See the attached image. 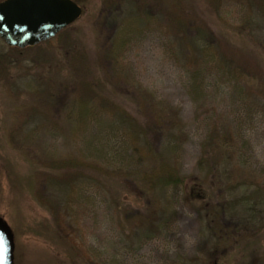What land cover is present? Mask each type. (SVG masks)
Here are the masks:
<instances>
[{"label":"rangeland","instance_id":"rangeland-1","mask_svg":"<svg viewBox=\"0 0 264 264\" xmlns=\"http://www.w3.org/2000/svg\"><path fill=\"white\" fill-rule=\"evenodd\" d=\"M72 1L80 4L82 14L63 37L21 52L9 50L0 40V57H6L0 64V217L13 233V264H97L99 260L211 264L204 212L219 210L216 215L221 221L222 204L239 195H229L227 189L238 191L240 185L252 183L258 188L255 184H264L263 105L247 96L241 84L243 89H238L212 63L201 70L203 93L194 95L187 60L178 54L180 49L165 29L156 25L154 17L151 21L137 19L135 27L124 31L132 4L128 0ZM131 1L133 6L142 1L152 3ZM183 1L209 14L203 0ZM219 1L223 23L244 26L248 11L236 0ZM115 39L117 44L111 48ZM260 49L254 48L259 57ZM80 51L87 56V71L76 61ZM109 54L116 61L110 60ZM82 84L98 86L95 90L114 102L111 108L98 112L97 124L74 129L61 119L75 97V89ZM141 92L155 105L175 112L182 135L175 163L189 180L198 176L196 165L204 140L214 132L228 138L224 160L218 165L221 174L209 179L210 203L202 209V204L184 200L180 189L170 190L171 215L162 234L131 247L123 242L127 229H121L108 195L92 177L88 182L73 183L71 196H64L61 189L48 185L44 162L49 156L56 161L77 158L98 163L95 150L102 146L107 150L116 137L131 153V147L127 148L130 141L113 121L114 109L118 106L141 119ZM29 130L36 131L34 137L27 133ZM112 130L116 133L109 139ZM186 186L193 184L190 181ZM254 187L251 192L259 193L262 188ZM118 189L117 184L110 185L111 191ZM225 207L226 220L234 222L228 204ZM259 214L262 223L264 212ZM252 249L255 255L245 254L241 244L223 264H260L257 259L264 255V240L254 243Z\"/></svg>","mask_w":264,"mask_h":264},{"label":"trees","instance_id":"trees-1","mask_svg":"<svg viewBox=\"0 0 264 264\" xmlns=\"http://www.w3.org/2000/svg\"><path fill=\"white\" fill-rule=\"evenodd\" d=\"M112 1L114 0L110 2ZM128 1L132 4L131 10L127 8L129 13L125 17L129 19V22L124 23V31L127 32L128 29L135 27L139 23L136 22L137 19L146 18L151 21L154 17L156 25L163 27L180 49L178 54L187 60L185 66L189 65L191 71L186 72L189 75L190 90L194 95L203 93V88L200 86L203 83L201 70H204L202 67L212 63L223 76L237 84L238 89L240 87L241 90L243 88L247 90L244 93L264 108V67L262 65L264 62V0H236L242 10L248 11L245 13L248 16L242 27L224 24L219 13V0H203L209 14L203 10H197L192 4L189 5L183 0L168 2L152 0V3L142 1L140 5L137 1L138 5L135 6L131 0ZM135 13L136 16H134ZM71 26L61 31L55 38L63 37L69 32ZM49 42L23 50L38 49ZM118 42H120L119 39ZM115 44H117L116 39L112 42L111 48ZM255 47L261 48L260 57L255 54ZM9 50L23 51L15 48H9ZM76 56H78L76 61L82 69L87 71L89 65L85 52L80 51ZM110 56L111 54H109L110 60L116 61V58ZM5 58V56L0 57V64ZM97 87L79 85L61 121L74 129L93 122L97 124V121H100L98 112L111 108V102H114L112 98L107 99L99 94L95 90ZM139 94L143 98L142 109L139 110L141 119L131 117L118 106L114 109L116 120L113 121L122 129L125 139L130 141L127 148L131 147V153L123 148V143L116 137L117 141L115 140L111 147H107V150L104 146L95 150L94 154L98 157V163H88L77 158L56 161L49 156L44 162L48 185L51 188L61 189L64 196H71L70 186L73 183L88 182V177H92L96 185L108 195L121 229H127V236L123 242H127L126 244L131 247H138L144 241L153 239V235L162 234L171 215V201L168 198L170 190L180 189L184 200L191 204H202V209L210 203L209 193L212 186L209 179L220 173L218 165L224 160V143L228 138L227 135L221 136L218 132H214L204 140L201 156L196 165L198 176L191 177L192 180H189L179 173L175 163L182 138L175 112L155 105L148 100L146 93ZM113 132L116 133L112 130L111 134H108L109 139L114 138ZM27 133L34 137L36 131L29 130ZM86 145L90 146L88 143ZM52 172H58V174L53 175ZM227 175L228 173L224 170L223 177ZM190 181L193 186L187 188L186 184ZM115 184L119 186L118 191H111L110 185L115 186ZM258 184H255L259 186L258 188L262 186L259 193L251 192L255 190L252 189L254 187L252 183L240 185L238 191L227 189L229 195L234 193L239 195L230 202L222 204L220 211L223 213V220H218L216 211L218 214L219 210L217 209H207L204 212L202 216L204 232L209 241L207 259H210L211 264H219V262L223 264L231 260V256L228 259L230 253L241 244L245 254L250 252L255 255V250L252 249L254 243L264 240V220L261 223L258 219V215H262L259 212H264V192L262 191L264 184ZM205 186L208 193L205 191ZM225 204H228V212L235 218L234 222L226 220ZM256 257L258 258V254ZM257 260L260 264H264V255L260 254ZM97 264H122V261L115 263L111 260H99Z\"/></svg>","mask_w":264,"mask_h":264},{"label":"water","instance_id":"water-1","mask_svg":"<svg viewBox=\"0 0 264 264\" xmlns=\"http://www.w3.org/2000/svg\"><path fill=\"white\" fill-rule=\"evenodd\" d=\"M82 9L72 0H3L0 2V40L23 50L54 39L76 22ZM14 263V238L0 217V264Z\"/></svg>","mask_w":264,"mask_h":264}]
</instances>
